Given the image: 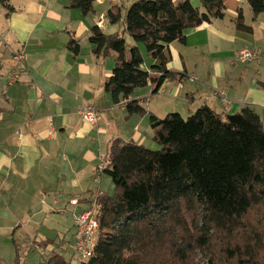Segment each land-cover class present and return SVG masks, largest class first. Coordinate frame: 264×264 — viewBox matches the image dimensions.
I'll return each mask as SVG.
<instances>
[{"label": "crops", "instance_id": "obj_1", "mask_svg": "<svg viewBox=\"0 0 264 264\" xmlns=\"http://www.w3.org/2000/svg\"><path fill=\"white\" fill-rule=\"evenodd\" d=\"M190 1L200 5L199 0ZM102 3L105 8L98 13L94 4L84 13L69 0H8L11 10L0 2V233L7 228L16 232L23 224L29 235L42 237L43 242L35 239L32 246L37 243L49 252L61 248L71 253L75 232L72 217L71 241L65 236L59 243L48 240L42 224L49 215L61 210L74 216L97 194L107 193L101 173L110 142L119 138L145 146L154 143L150 114H163L152 108V83L135 88L129 98L138 101L144 113H129L120 90H105L115 54L93 53L91 28L101 15L98 26L106 34L124 26L120 22L122 30L108 29L107 22L116 23L107 16L104 20L108 5ZM224 6L223 18L185 30V42L175 40L180 49L175 41L168 45L167 68L178 75L166 79L158 93L169 86L176 96L186 87L189 113L199 95V103L221 115L251 106L264 122V13L253 17L246 0H224ZM239 12L249 31L236 28ZM212 41L218 46L209 51ZM250 46L259 58L238 62L239 51ZM15 51L24 53L26 69L9 83L10 71L19 67ZM142 52L148 68L153 60ZM192 76L202 83L192 87ZM84 106L97 110L96 123L84 120Z\"/></svg>", "mask_w": 264, "mask_h": 264}, {"label": "trees", "instance_id": "obj_2", "mask_svg": "<svg viewBox=\"0 0 264 264\" xmlns=\"http://www.w3.org/2000/svg\"><path fill=\"white\" fill-rule=\"evenodd\" d=\"M69 1L84 13L94 3ZM246 1L253 17L264 13V0ZM0 2L12 9L8 0ZM199 2L132 0L124 13L115 3L106 16L122 22L124 30L106 34L98 25L91 28L93 53L115 54L105 90H120L129 113L145 112L129 100L135 88L152 83L156 92L177 77L167 68L168 45L184 43L187 29L223 18L224 0ZM236 28L250 30L241 12ZM124 32L134 42L129 48ZM142 50L153 60L148 68ZM150 124L158 149L119 138L109 144L104 171L114 193L93 199L100 230L92 254L76 258L71 243L70 257L53 251L45 263L264 264V122L256 110L245 106L221 115L203 104L187 117L151 113Z\"/></svg>", "mask_w": 264, "mask_h": 264}, {"label": "rangeland", "instance_id": "obj_3", "mask_svg": "<svg viewBox=\"0 0 264 264\" xmlns=\"http://www.w3.org/2000/svg\"><path fill=\"white\" fill-rule=\"evenodd\" d=\"M131 1L132 0H123L122 5L124 7L122 8V13L125 12V7H128V5L130 4ZM102 2H103V0H94V3H93L95 6L94 9L96 8L97 13L101 9L105 8V4ZM104 16H105L104 20L106 21L107 17L105 14H104ZM226 19L228 21H230L229 17H226ZM107 26H108V29H111V30H116V29L122 30L123 29V26L120 22H118L116 24H110L109 22H107ZM124 37H125L126 47L127 48L131 47L133 45L132 37L127 32H124ZM174 44L178 45V49L181 48L182 43L180 44V42L175 41ZM214 46H218V44L216 42L212 41V42H210V45H208L207 47H208L209 51H212ZM251 47H253V46L248 47L250 49H247V48H245V49H247L251 52H258L256 50H251ZM182 50L189 51V49L187 50L184 47H182ZM258 54L260 55L259 52H258ZM237 60H238V62H241L240 59L238 58V56H237ZM247 62H249V61H247ZM197 69H200L199 64L197 66ZM191 79H195V77L192 76V77H190V80ZM204 79H205V77H204ZM192 82H194L192 87L196 86V84L199 85L202 83V82H199V79H197L196 81L193 80ZM190 84H192V83H190ZM185 88L182 90L184 92L179 93L176 96L171 94L169 86L164 87V89H165L164 93H158V90L156 92H153L152 93V96H153L152 99H155V100H152V102H154L155 105L154 106L152 105V108L157 109L156 111L159 113H163L162 116H160L162 118L166 115L167 112L168 113L169 112H179L183 117H187L189 115V112L187 111V109H188L187 105L191 101H189L185 97V92H186ZM159 94H161V95H159ZM194 97L196 99L195 100L196 102L193 104L195 105L194 107L197 108L200 105H202L203 102L199 103V100H198L199 95L194 96ZM160 107H162L161 110H159ZM154 143L147 145V147L150 149H158L159 145L156 142H154ZM101 174H102V179L104 181H107V183L102 186V189H104L103 191H107L108 194H113L114 193V186L111 183V178L108 176V174L105 171L102 172ZM109 183H110V185H109ZM39 208L40 207L36 208V211H38ZM255 215H256V213H255ZM72 217L73 216L70 215V213H68L67 211L59 210V212L52 213L49 215V218L45 222V224H42L46 228V230L44 232L39 231V233L42 232V234L45 235V238H47L48 240H53V241L55 240L56 243L61 242V239L64 236H65L66 240L71 241V232L73 229V225L71 226ZM190 219L191 218L188 216L187 221L190 222ZM31 221H32V223H35L34 218L31 219ZM24 226L25 225L21 224V226L19 227L20 229H17L16 232L13 231V229H8V228L1 231V233H0V264H46L45 260L50 256V254H52V252H49L46 249H44L43 247L38 246L37 243L43 242L42 237L40 235L34 236V234L29 235L28 232L23 228ZM35 239L37 240V243L32 246V242ZM14 240L16 241L17 245L13 244ZM16 247H18V248H16ZM54 251L64 253L66 259L68 257H70L73 253V252L67 253L65 250H63L61 248H56ZM199 264H207V262L203 260V261H200Z\"/></svg>", "mask_w": 264, "mask_h": 264}, {"label": "built area", "instance_id": "obj_4", "mask_svg": "<svg viewBox=\"0 0 264 264\" xmlns=\"http://www.w3.org/2000/svg\"><path fill=\"white\" fill-rule=\"evenodd\" d=\"M108 7H111L117 0H106ZM103 15L98 20V25L102 23ZM14 60L19 64V67L13 68L8 77V82L13 83L18 79L19 73L23 72L25 67V57L22 51H15L13 54ZM238 58L241 62H247L259 58L258 52H251L247 49H242L238 53ZM193 80V79H191ZM81 114L84 120L94 124L97 121V110L92 106H84L81 108ZM74 235L72 241V249L74 256L79 259L88 258L92 252L94 244L100 230L99 222L96 218V202L93 200L89 207L78 212L73 216ZM74 257H71V259ZM70 259V260H71Z\"/></svg>", "mask_w": 264, "mask_h": 264}]
</instances>
